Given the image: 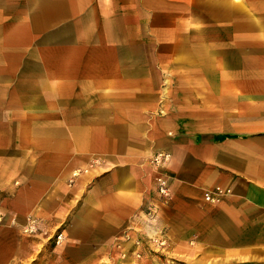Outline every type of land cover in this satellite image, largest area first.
I'll return each mask as SVG.
<instances>
[{
	"label": "crops",
	"instance_id": "crops-1",
	"mask_svg": "<svg viewBox=\"0 0 264 264\" xmlns=\"http://www.w3.org/2000/svg\"><path fill=\"white\" fill-rule=\"evenodd\" d=\"M0 176V264H95L147 202L143 264H264V0H0ZM29 216L65 241L19 258Z\"/></svg>",
	"mask_w": 264,
	"mask_h": 264
},
{
	"label": "rangeland",
	"instance_id": "rangeland-1",
	"mask_svg": "<svg viewBox=\"0 0 264 264\" xmlns=\"http://www.w3.org/2000/svg\"><path fill=\"white\" fill-rule=\"evenodd\" d=\"M4 178L5 176H0V179ZM148 204L150 203L142 204L127 220L119 233L109 239L108 248L95 264H143V260L151 256L158 257L163 261H170L172 256L167 254L170 248L169 241L161 229L154 232L155 222L148 220ZM12 224L16 225L17 223L13 221ZM30 224L33 227L28 230ZM63 227L64 222L52 230H45L41 219L36 216L26 217L22 224L16 226L20 239L25 241L18 251L19 258H30L33 252L37 254L45 247L53 248L62 244L65 241ZM59 234L62 235L60 241L57 239ZM36 260L37 256L35 255L29 263Z\"/></svg>",
	"mask_w": 264,
	"mask_h": 264
},
{
	"label": "built area",
	"instance_id": "built-area-1",
	"mask_svg": "<svg viewBox=\"0 0 264 264\" xmlns=\"http://www.w3.org/2000/svg\"><path fill=\"white\" fill-rule=\"evenodd\" d=\"M168 160V155L166 153L160 152L157 153L154 157H153V162H155V164L158 167H163V163L165 161ZM165 164V163H164ZM156 192L157 195L161 201V203H167L170 198H171V193L170 190L168 188V185L166 183V180L162 177V176H158L156 178ZM225 192H227V190H223L222 188L215 186L212 189L209 190H204L202 193V198L204 201L207 202H214L216 201L222 194H224ZM149 206H147V215H148V220L149 222L154 220V218L157 215V206L153 205V204H148ZM32 224L29 225L28 230L32 229ZM58 241L62 240V235L59 234L57 236ZM154 240H156V238H153Z\"/></svg>",
	"mask_w": 264,
	"mask_h": 264
}]
</instances>
